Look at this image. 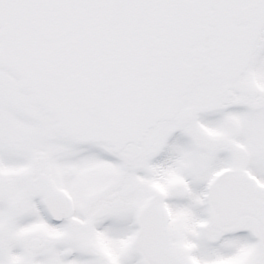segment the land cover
<instances>
[{
    "label": "snow or ice",
    "instance_id": "6c2138e0",
    "mask_svg": "<svg viewBox=\"0 0 264 264\" xmlns=\"http://www.w3.org/2000/svg\"><path fill=\"white\" fill-rule=\"evenodd\" d=\"M0 264H264V0H0Z\"/></svg>",
    "mask_w": 264,
    "mask_h": 264
}]
</instances>
